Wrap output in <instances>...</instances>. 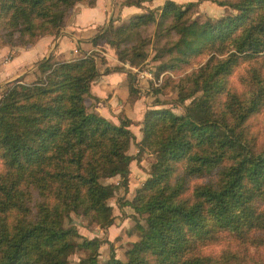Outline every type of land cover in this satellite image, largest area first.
Returning a JSON list of instances; mask_svg holds the SVG:
<instances>
[{
  "label": "trees",
  "instance_id": "1",
  "mask_svg": "<svg viewBox=\"0 0 264 264\" xmlns=\"http://www.w3.org/2000/svg\"><path fill=\"white\" fill-rule=\"evenodd\" d=\"M79 1L0 0L1 38L28 47L41 36H58ZM204 1L237 12L192 19ZM151 27L161 71L209 58L177 84L185 113L152 108L142 119L138 148L151 150L155 161L131 201L147 215L141 239L126 260L112 253L100 263L98 239L77 242L78 230L63 227L72 213L104 227L113 223L109 200L122 185L128 189L134 133L129 118L116 124L87 109L98 75L94 55L50 57L39 62L36 81L10 83L0 99V264H65L76 248L94 250L81 264H244L230 249H203L225 235L252 243L264 232V148L257 150L248 130L264 108V0H167L158 17L151 10L134 15L104 40L121 61L137 65L146 59ZM243 63L249 66L238 92L230 78ZM116 175L120 184L103 182ZM202 177L209 179L191 186Z\"/></svg>",
  "mask_w": 264,
  "mask_h": 264
},
{
  "label": "rangeland",
  "instance_id": "2",
  "mask_svg": "<svg viewBox=\"0 0 264 264\" xmlns=\"http://www.w3.org/2000/svg\"><path fill=\"white\" fill-rule=\"evenodd\" d=\"M218 1H234V0H218ZM236 1V0H235ZM79 2L84 3H92L91 0H80ZM77 2V3H79ZM76 3V4H77ZM208 4L201 7L199 6L196 12L193 14L192 19L198 20L202 23L208 20H218L221 17L235 14L237 11L233 9L231 6H221L218 2L207 1ZM75 4V5H76ZM74 5V6H75ZM73 6V7H74ZM72 7V8H73ZM69 10L67 15V24L63 28L60 34L55 37L63 36V32L66 31V27L68 26L71 18V10ZM156 17L159 16L160 11L151 10ZM119 25V24H115ZM114 24H106L102 27H98L96 33L91 37L92 45L94 49L88 51L77 46L74 56H63L59 55L55 52H50L45 56L44 59L40 61L34 62L30 64V72L25 73L24 75L17 77L7 83L0 85V99L5 93L8 84L16 82L19 80L23 83H32L38 79L40 76V72L37 68L39 62L52 58L55 62H66L75 59H79L85 55H94L97 60V66L105 64L106 62V47L109 46L104 40L105 35L110 32L111 27ZM106 29V33L102 32L103 29ZM151 27L149 29V33L152 36V41L146 46L145 51L147 53L146 59L140 64L132 65L137 69H145L152 70L155 74V78L158 79L159 76L165 72L163 76L162 82L158 85H155L153 81L146 79H138L136 72L132 71L130 68H126L124 65L126 62L120 61V64L117 66H113V69H122L127 72L128 81L130 84V90L132 95V100L136 97H142L144 106L143 112L141 111V120L140 122H135L134 125L131 124L130 129L134 133V137L131 140L128 153L134 156L130 164V174H129V186L126 189L123 185L118 190L116 195L109 200L110 205L112 206V215L114 217V221L109 226H101L98 222H92L85 218L84 216L76 213H72L69 218H67L63 224L65 229H68L70 226L75 227L80 237H76L77 242H81L83 238L85 239H98L99 240V249H98V261L100 263L109 259L114 253L116 257L126 260L127 252L131 249L134 243L138 242L142 236V230L139 227L140 225L146 226V214L137 212L133 206L131 205V201L133 200L137 188L141 187L146 180L150 177V172L152 168V164L155 161V154L148 149L140 150L138 148V143L142 139V119L144 114L152 108H170L177 114L185 113V107L180 105L178 102V94L179 89L177 88V84L181 78L189 75L193 71L197 70L201 67L209 58V55L200 56L195 58L190 65H184L183 68L177 70L170 71H161L160 66L161 62L156 59V47L158 44H155L153 40V30ZM104 33L102 35H98L99 33ZM2 35V34H1ZM0 35V45H6L10 47V52L0 61L1 64L11 58L15 53L17 48L23 46H11L6 44L1 38ZM98 35V36H97ZM54 36V35H52ZM97 37V38H94ZM36 44V43H35ZM35 44H32L28 47H31ZM110 47V46H109ZM115 50V49H114ZM130 63V62H129ZM249 63H243L239 67L236 68L234 73L230 78V85L233 89L238 92L244 90V85L241 83V77L246 73ZM99 74V70H98ZM169 78H168V77ZM132 86V88H131ZM132 89L134 91L132 92ZM200 93L196 96L188 99L185 103L189 105L193 99L198 97ZM87 109L90 112L94 111V106L91 104H87ZM97 113V112H95ZM136 117L139 115V111L135 110ZM122 119V115L119 117ZM248 130L250 135L254 136L256 139L257 150H261L264 148V108L256 115L252 116L248 121ZM1 167V166H0ZM209 178H194L191 180V186H194L197 183L206 182ZM104 183H114L120 184L122 182V178L120 175L113 176L111 178L103 179ZM262 206H264V202H262ZM255 242H247L244 243L239 239H234L229 235L223 236L219 243L216 245H212L209 247H205L203 249L204 253H220L223 250L230 249L238 254L239 257L243 258L244 264H264V232L255 233ZM94 250L89 248H76V250L68 257L67 262L65 264H81L83 259H87L89 256L93 254ZM88 264V263H83Z\"/></svg>",
  "mask_w": 264,
  "mask_h": 264
},
{
  "label": "crops",
  "instance_id": "3",
  "mask_svg": "<svg viewBox=\"0 0 264 264\" xmlns=\"http://www.w3.org/2000/svg\"><path fill=\"white\" fill-rule=\"evenodd\" d=\"M125 0H96L88 4L77 3L71 10V18L63 36H41L35 45L31 47H19L16 53L7 61L0 63V85L30 72V64L44 59L50 52H55L65 57L74 56L77 46L91 51L92 36L106 24H121L132 16L149 10L161 11L167 0H152L137 5H125ZM179 4H185L196 0H173ZM207 1L201 3L205 6ZM106 62L98 67L99 74L92 82L90 93L86 95L87 104L94 106V111L110 121L120 124V115L132 121L140 122L141 111L145 105L142 97L133 100L127 72L121 69H113L120 64L116 51L107 46ZM10 52V47L0 45V61ZM135 110L139 111L136 117ZM143 112V111H142Z\"/></svg>",
  "mask_w": 264,
  "mask_h": 264
},
{
  "label": "built area",
  "instance_id": "4",
  "mask_svg": "<svg viewBox=\"0 0 264 264\" xmlns=\"http://www.w3.org/2000/svg\"><path fill=\"white\" fill-rule=\"evenodd\" d=\"M126 68H130L132 71L136 72L137 78L138 79H146V80H151L154 82L155 85H158L159 83L162 82L163 76L165 75V72L162 73L158 79L155 78V74L152 70H141L137 69L136 67L132 66L129 62H126L124 64Z\"/></svg>",
  "mask_w": 264,
  "mask_h": 264
}]
</instances>
